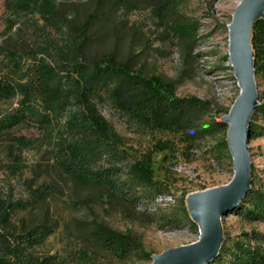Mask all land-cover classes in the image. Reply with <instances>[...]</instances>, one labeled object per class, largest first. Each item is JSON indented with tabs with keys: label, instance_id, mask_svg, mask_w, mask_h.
<instances>
[{
	"label": "rangeland",
	"instance_id": "rangeland-1",
	"mask_svg": "<svg viewBox=\"0 0 264 264\" xmlns=\"http://www.w3.org/2000/svg\"><path fill=\"white\" fill-rule=\"evenodd\" d=\"M17 1L0 0V59L9 51L22 62L44 58L63 70L58 80L64 89L71 85L68 72L80 61L79 54L89 61L113 55L135 71L173 85L178 97L208 102L201 127L229 114L239 95L229 62L228 25L242 0H176L168 9L154 0H55L53 17L19 12ZM255 80L264 103L263 74ZM111 88L97 86L93 96L109 125L108 142L117 150L105 152L100 162L117 165L125 180L134 163L150 159L153 184L130 181L113 195L52 167L50 156L63 140L95 137L73 103L56 114L49 130L33 121L7 130L0 136V200L15 207L7 229L17 235L37 226L53 228L43 243L13 258L12 264L29 258L36 264H150L154 254L198 241L199 228L188 215L185 199L231 182L233 160L222 144L228 129L198 139L179 130L152 129L120 111ZM21 100L20 95L0 98V113L16 110ZM251 124V195L221 217L226 241L213 264H231L241 249L254 252L256 264H264V212L256 213L254 203L262 199L264 211V113L255 112ZM19 137L32 140V146L11 150ZM165 143L167 149L156 148ZM46 191V199L36 197ZM96 223L130 232L142 251L123 256L106 250L92 234Z\"/></svg>",
	"mask_w": 264,
	"mask_h": 264
},
{
	"label": "trees",
	"instance_id": "trees-1",
	"mask_svg": "<svg viewBox=\"0 0 264 264\" xmlns=\"http://www.w3.org/2000/svg\"><path fill=\"white\" fill-rule=\"evenodd\" d=\"M154 1L163 9L176 3V0ZM14 7L19 12L36 11L42 17H53L57 10L55 0H18ZM87 28L88 23L82 29L84 33ZM253 48L256 51V75L261 73L264 76V20L255 26ZM79 57L80 61L73 64L71 72L66 70L71 74V85L67 89L58 80L63 70H59L44 58L22 62L16 52L9 51L5 58L0 59V98L12 99L18 95L22 97L16 110L0 113V136L29 121L49 130L56 114L71 103L76 105L90 123L95 137L77 141L63 140L56 152L50 156L52 167L68 179L107 188L113 195L122 193L130 185V181L142 186L153 184L150 159L134 163L125 180L122 179V170L117 165L100 162L105 152L116 153L117 150L108 142V122L93 101L97 86L112 85L111 97L116 107L152 129L179 130L190 133V138L193 139L227 129V125L219 121H215L212 126L201 127L199 121L202 110L207 107L208 102L197 97H178L173 85L163 83L157 76L148 77L135 71L130 63L119 62L113 55H106L97 61H89L83 54H79ZM255 112L264 113V103ZM32 144V140L25 137L15 138L11 150H22ZM222 144L228 148L226 140ZM158 147L159 150H165L168 145L165 143L156 146ZM48 194L49 191H46L36 197L44 200ZM250 195L249 191L247 197ZM254 203L257 207L256 213L262 214V199L258 198ZM13 210L14 206L9 208L0 200V264H12L13 258L24 257L27 249L40 245L53 232L51 226L45 225L32 228L25 234L15 235L9 232L7 227L11 225ZM92 234L112 253L120 252V255L127 256L133 251H142L140 242L130 232L122 233L96 223ZM258 261L257 254L241 249L234 255L231 264H256ZM19 264L36 262L29 258Z\"/></svg>",
	"mask_w": 264,
	"mask_h": 264
},
{
	"label": "water",
	"instance_id": "water-1",
	"mask_svg": "<svg viewBox=\"0 0 264 264\" xmlns=\"http://www.w3.org/2000/svg\"><path fill=\"white\" fill-rule=\"evenodd\" d=\"M228 25L229 62L239 95L229 114L219 120L227 125L226 144L233 160V178L226 185L193 192L185 199L192 222L199 228L198 241L152 255L150 264H210L226 241L221 217L231 214L247 197L252 185L251 122L261 102L256 78L254 29L264 20V0H242Z\"/></svg>",
	"mask_w": 264,
	"mask_h": 264
}]
</instances>
